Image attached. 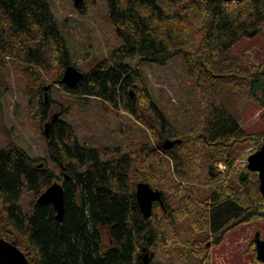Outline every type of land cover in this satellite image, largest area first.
<instances>
[{
  "label": "trees",
  "instance_id": "1",
  "mask_svg": "<svg viewBox=\"0 0 264 264\" xmlns=\"http://www.w3.org/2000/svg\"><path fill=\"white\" fill-rule=\"evenodd\" d=\"M103 1L107 13L99 31L107 56L94 60L89 44L83 61L90 64L81 69L49 0H0V95L10 77L21 84L24 123L36 127L45 120L51 100L44 101L43 89L51 91L57 83L67 92L61 93L64 99L76 104L68 114H75L80 103L86 110L97 97L98 112L119 116L107 104L121 107L140 131L133 135L135 124L129 122L120 145L86 147L70 123L59 115L51 121L47 154L68 177L61 182L64 211L58 221L52 204L36 202L54 173L2 128L7 143L0 149V236L21 249L30 264H142L140 250L150 245L165 250L166 237L173 245L177 239L190 246L194 259L192 243L202 244L205 232L218 244L236 225L264 217L258 173L235 168L231 152L246 141L257 150L264 140V131L243 129L239 109L244 98L264 105V61L257 64L249 53L231 50L260 31L264 0ZM233 4L235 15L229 12ZM134 56L158 65L180 57L181 108L173 109L164 98L156 104L144 72L125 63ZM68 65L82 72L71 88L61 81ZM137 80L143 87L131 90ZM174 139L179 141L163 148ZM219 162L224 171L218 170ZM202 169L210 179L228 174L209 198H202L196 185ZM138 182L160 192L147 217L137 203ZM184 214L188 228L181 234L175 224ZM103 230L110 245L104 249Z\"/></svg>",
  "mask_w": 264,
  "mask_h": 264
},
{
  "label": "rangeland",
  "instance_id": "2",
  "mask_svg": "<svg viewBox=\"0 0 264 264\" xmlns=\"http://www.w3.org/2000/svg\"><path fill=\"white\" fill-rule=\"evenodd\" d=\"M49 3L57 18L60 31L65 35L71 47L77 67L82 69L90 64V60L83 61V54L88 50L89 44H92L94 49L92 55L94 60L107 56V50L99 31V21L107 13V6L103 0H84L81 7H77L73 0H49ZM236 11V6L231 5L230 14L235 15ZM259 27L258 33L243 37L231 46V50L235 53H249L254 63L257 64L264 61V21L259 22ZM125 63L130 65L132 69H139L144 72L145 87L158 106L160 100L164 98L170 101L173 109L181 108L180 84L183 79V71L179 56L172 57L164 65L139 61L138 56L126 59ZM134 86L143 87V84L137 80L129 88L132 90ZM61 93L67 94L60 84L54 83L51 91L46 93L47 98L51 100L49 107H52V112H59L60 120H65L74 127L77 138L82 145L84 144L86 147L98 145L115 147L120 145L125 134L129 132L127 124L129 122L135 124L132 128L133 135H139L138 122L121 107L114 108L106 103L108 108L116 111L119 116L102 114L98 112L101 100L97 97H91L89 108L85 110L83 103H80L77 112L74 111L75 114H68L67 111L70 110V107L74 108L76 104L73 106L69 104ZM193 101L194 98L190 97L189 102L193 104ZM239 109L240 125L247 133L264 131V105H260L257 99L244 98L239 102ZM26 119L27 102L22 86L10 77L9 87L0 95V149L7 143L2 128L10 129L11 140L25 149L34 160L42 165L46 164V167L55 175L51 182L61 184L64 174L59 173V168L47 154L48 139L42 130L43 121L36 127H31L24 123ZM261 141L263 144V138ZM244 150L254 151L255 143L246 141L236 144L231 152L234 153L235 157ZM225 176L228 174L220 172L217 177L210 179L207 177L206 169H202L199 172V181L196 183L201 197L209 198L220 182L226 178ZM186 220L187 216L184 214L175 224L176 229L181 234L185 233L188 228ZM191 230L196 233L194 228L191 227ZM257 231L260 233V237L264 239V217L236 225L226 232L223 240L218 244H213L211 237L207 235L208 232H205L202 236V244L199 240L192 243V251L197 252L194 254V259H192L193 253L190 252V246L181 244L177 239L173 245L171 244L172 240L166 237L165 250L154 245L147 246L146 250L152 254L148 264H190L192 261L193 264H264L256 259L254 246L253 250L251 248L253 236ZM102 240L104 242L103 249L110 246L109 235L105 230L102 233ZM167 253L170 254L167 255ZM140 254H142L141 250Z\"/></svg>",
  "mask_w": 264,
  "mask_h": 264
},
{
  "label": "water",
  "instance_id": "3",
  "mask_svg": "<svg viewBox=\"0 0 264 264\" xmlns=\"http://www.w3.org/2000/svg\"><path fill=\"white\" fill-rule=\"evenodd\" d=\"M77 7H81L84 0H73ZM227 2L235 0H225ZM240 1V0H237ZM82 72L76 69L73 65L65 67L62 74V83L67 87H73L81 78ZM45 86L43 91L44 101L47 102V88ZM59 112H52V107L49 109L46 119L42 123V130L46 138H49L50 123L53 119L58 117ZM179 139L166 140L163 148H169ZM247 168L251 171H256L259 178V190L264 197V143L254 152H252L247 159ZM68 177L64 174V180ZM135 195L137 203L144 217H147L152 212V203L155 200L160 201V192L157 188H152L147 182H138L136 184ZM36 202L40 204H52L55 210V217L58 221L62 220L64 211V197L62 185L58 182L49 184L37 197ZM253 243L255 249V257L258 261L264 263V239L260 237L257 231L253 236ZM151 253L146 251V247L142 249L141 263L148 264ZM0 264H30L25 254L12 242L0 236ZM60 264H67L62 261Z\"/></svg>",
  "mask_w": 264,
  "mask_h": 264
},
{
  "label": "built area",
  "instance_id": "4",
  "mask_svg": "<svg viewBox=\"0 0 264 264\" xmlns=\"http://www.w3.org/2000/svg\"><path fill=\"white\" fill-rule=\"evenodd\" d=\"M249 150H244L242 152H240L234 159V167L235 168H239V169H243L246 167L247 164V157L249 154ZM217 168L220 171H224L225 170V165L222 162H219L216 164Z\"/></svg>",
  "mask_w": 264,
  "mask_h": 264
},
{
  "label": "flooded vegetation",
  "instance_id": "5",
  "mask_svg": "<svg viewBox=\"0 0 264 264\" xmlns=\"http://www.w3.org/2000/svg\"><path fill=\"white\" fill-rule=\"evenodd\" d=\"M65 175H66V174H65ZM143 248H144V247H143ZM143 248H142V249H143ZM141 251H142V250H141Z\"/></svg>",
  "mask_w": 264,
  "mask_h": 264
}]
</instances>
